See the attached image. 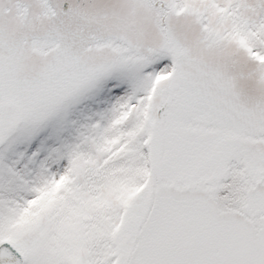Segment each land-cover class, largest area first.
I'll use <instances>...</instances> for the list:
<instances>
[{
	"label": "snow or ice",
	"instance_id": "obj_1",
	"mask_svg": "<svg viewBox=\"0 0 264 264\" xmlns=\"http://www.w3.org/2000/svg\"><path fill=\"white\" fill-rule=\"evenodd\" d=\"M0 264H264V0H0Z\"/></svg>",
	"mask_w": 264,
	"mask_h": 264
}]
</instances>
